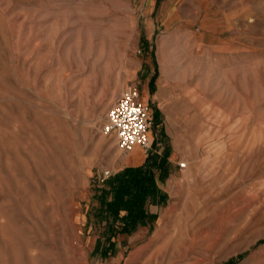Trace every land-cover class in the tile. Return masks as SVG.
<instances>
[{"label": "rangeland", "instance_id": "obj_1", "mask_svg": "<svg viewBox=\"0 0 264 264\" xmlns=\"http://www.w3.org/2000/svg\"><path fill=\"white\" fill-rule=\"evenodd\" d=\"M132 87L168 176L112 233ZM0 264H264V0H0Z\"/></svg>", "mask_w": 264, "mask_h": 264}, {"label": "trees", "instance_id": "obj_2", "mask_svg": "<svg viewBox=\"0 0 264 264\" xmlns=\"http://www.w3.org/2000/svg\"><path fill=\"white\" fill-rule=\"evenodd\" d=\"M167 163H156L148 155L146 163L139 167H127L105 179L100 188L99 213L107 219L106 231H129L147 218L145 207L154 202L160 190L154 181V169L161 170L160 178L168 176Z\"/></svg>", "mask_w": 264, "mask_h": 264}, {"label": "built area", "instance_id": "obj_3", "mask_svg": "<svg viewBox=\"0 0 264 264\" xmlns=\"http://www.w3.org/2000/svg\"><path fill=\"white\" fill-rule=\"evenodd\" d=\"M150 125V108L147 102L140 100L138 90L132 87L122 91L107 109L102 132L115 135L116 145L122 153L130 152L135 145L148 152L151 148ZM179 166L186 165L180 162ZM103 173L104 176L108 174L107 171Z\"/></svg>", "mask_w": 264, "mask_h": 264}, {"label": "crops", "instance_id": "obj_4", "mask_svg": "<svg viewBox=\"0 0 264 264\" xmlns=\"http://www.w3.org/2000/svg\"><path fill=\"white\" fill-rule=\"evenodd\" d=\"M216 32L213 31H208L206 34H209L208 37H206L204 44L205 45H212L213 44V40H214V34ZM163 123H160V126H162ZM148 136L150 138V140L152 139L151 135H150V129L148 131ZM152 149V147L150 148V150ZM150 150L148 152H144L143 149L139 146L134 147V149L128 153L123 154L120 158H119V166L116 169L111 170V173H116L120 170H123L124 168L127 167H139L142 166L143 164L146 163L147 157L150 154ZM179 158L178 153L177 152H170V154H167L166 159L169 162V164L172 166L173 169V165L175 167V169L173 170L172 173H176L177 171V166L176 164H178L177 159ZM156 163H159V160H156ZM186 165V164H185ZM182 170V168L180 169ZM159 169L157 167V171H155L154 169V173H159L158 172ZM171 173V168H170V172ZM159 186L163 187L164 189V183L162 182H158Z\"/></svg>", "mask_w": 264, "mask_h": 264}, {"label": "bare ground", "instance_id": "obj_5", "mask_svg": "<svg viewBox=\"0 0 264 264\" xmlns=\"http://www.w3.org/2000/svg\"><path fill=\"white\" fill-rule=\"evenodd\" d=\"M170 8H171V6H170ZM166 12H167V11H166ZM163 77H164V76H163ZM136 146H138V145H135L134 147H136ZM134 147H133V149H134ZM133 149H132V150H133ZM132 150H131V151H132Z\"/></svg>", "mask_w": 264, "mask_h": 264}]
</instances>
